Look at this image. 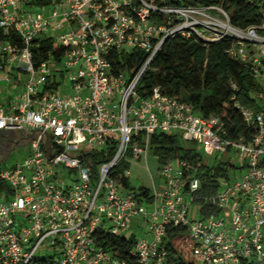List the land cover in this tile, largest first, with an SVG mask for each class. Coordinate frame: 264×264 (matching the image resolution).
Wrapping results in <instances>:
<instances>
[{"label":"built area","instance_id":"2783aa9c","mask_svg":"<svg viewBox=\"0 0 264 264\" xmlns=\"http://www.w3.org/2000/svg\"><path fill=\"white\" fill-rule=\"evenodd\" d=\"M43 1L46 13L26 11L31 0H0V129L42 130L22 164L0 167V264H167L168 225L188 229L195 264H264V21L240 30L219 8L170 3L179 0ZM177 36L235 42L229 55L261 85L258 110L237 107L256 129L251 142L223 139L218 118L158 88L139 94ZM43 40L63 49L58 60L49 50L36 62ZM158 132L221 155L218 163L239 160V174L207 198L218 215L189 217L200 182L185 160L160 165V189L152 178L151 188L132 186L118 170L126 155L146 157ZM136 217L145 236H126ZM104 234L133 239L129 260L99 244Z\"/></svg>","mask_w":264,"mask_h":264},{"label":"trees","instance_id":"16d2710c","mask_svg":"<svg viewBox=\"0 0 264 264\" xmlns=\"http://www.w3.org/2000/svg\"><path fill=\"white\" fill-rule=\"evenodd\" d=\"M31 3L47 4L43 0H31ZM170 3L219 8L226 14L229 24L240 30L258 28L264 21L262 0H179ZM234 44L230 38L205 42L195 36H177L166 40L142 77L138 87L139 94L145 97L153 88H158L166 96L179 98L192 105L197 115L218 118L222 125L223 133L220 136L223 139L251 142L256 129L244 122L237 107L258 110L259 105L253 94L261 90V85L246 65L229 55ZM39 50V54H35L33 50L36 62L43 61L44 53L49 50L56 60L63 54L61 47L47 40L40 42ZM133 56L136 57L137 53L134 52ZM125 64L129 65V61ZM181 142L176 135L154 133L150 139V152L160 165L177 159L189 162L200 182L199 191L193 195L199 217L218 215L219 210L207 198L218 191L221 179H229V171L236 169L235 166L218 163L209 167L203 164L199 153L182 147ZM122 168L123 165H119L118 170ZM2 190L5 191L6 187L0 182V191ZM133 243L132 238L124 236L104 234L99 238V244L118 260H129ZM165 245L169 253L167 264H195L190 257L192 242L187 228L166 226ZM28 264L52 262L36 259Z\"/></svg>","mask_w":264,"mask_h":264},{"label":"rangeland","instance_id":"374dc122","mask_svg":"<svg viewBox=\"0 0 264 264\" xmlns=\"http://www.w3.org/2000/svg\"><path fill=\"white\" fill-rule=\"evenodd\" d=\"M25 9L26 11L31 13H46L44 9H40L36 5L25 6ZM64 9H67V7L61 4L57 11L61 12ZM262 81H264V79H262ZM7 95H9V93ZM181 146L184 148L193 149L195 152L199 153L202 156L203 163L206 162L209 167L216 166L218 162L221 161L223 158L221 155L217 154H214L213 156L205 155L202 151L201 145L199 144H192L189 142L182 141ZM28 155V144H22L19 146L15 144L10 147L3 160H0V167L10 168L14 167L15 165H20ZM123 162V168L127 169L129 172L128 179L130 185L151 188L153 181L157 188L160 189L162 187L161 180H159V178L156 176L158 171L157 169H159L160 164L157 162L156 157L152 155L150 151L147 153L146 157L140 156L139 158H133L129 155H126ZM239 164L240 162L238 159L234 160L233 165L236 169H230V179H232L235 175L239 174L237 171V168L240 166ZM233 173H235V175H233ZM187 205L189 208V217L198 218L199 214L197 205L195 203H191L190 201H187ZM145 231L146 228L142 218L136 217L133 218L132 222L128 227V230L125 232V235L129 236L130 233H132L136 237H142L145 236ZM41 256L42 255H40V257Z\"/></svg>","mask_w":264,"mask_h":264},{"label":"water","instance_id":"95a60500","mask_svg":"<svg viewBox=\"0 0 264 264\" xmlns=\"http://www.w3.org/2000/svg\"><path fill=\"white\" fill-rule=\"evenodd\" d=\"M42 131L35 129L32 133L28 134L22 129H0V133L4 137H0V160H3L11 146L17 144L22 145L36 138L34 132Z\"/></svg>","mask_w":264,"mask_h":264},{"label":"flooded vegetation","instance_id":"af4514ba","mask_svg":"<svg viewBox=\"0 0 264 264\" xmlns=\"http://www.w3.org/2000/svg\"><path fill=\"white\" fill-rule=\"evenodd\" d=\"M0 137L2 138V137H4V136L0 133Z\"/></svg>","mask_w":264,"mask_h":264}]
</instances>
